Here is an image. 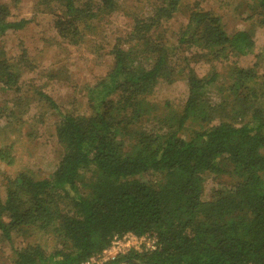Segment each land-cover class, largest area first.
Here are the masks:
<instances>
[{
    "label": "trees",
    "instance_id": "16d2710c",
    "mask_svg": "<svg viewBox=\"0 0 264 264\" xmlns=\"http://www.w3.org/2000/svg\"><path fill=\"white\" fill-rule=\"evenodd\" d=\"M183 1L165 0L134 21L127 39L116 40L110 71L88 89L89 115L60 113L56 137L64 154L52 175L22 172L6 180L2 237L35 231L58 239L51 252L47 244L26 241L13 264H82L126 234L154 239L156 248L105 264H264V75L258 61L239 66L256 42L248 31L228 34L218 16L200 7L176 42L163 39L158 31ZM255 1L264 18V0ZM52 2L62 10L57 34L73 46L90 37L93 20L117 8L116 0H87L83 7L76 0ZM27 24L10 20L9 8L0 6V39ZM257 57L264 58V48ZM200 63L212 71L201 75L194 68ZM17 65L0 59L7 88L18 83ZM181 79L187 86L182 111L159 131H146L144 121L155 111L149 97ZM0 162L16 163L12 145L0 149ZM206 174H231L234 185L206 201Z\"/></svg>",
    "mask_w": 264,
    "mask_h": 264
},
{
    "label": "rangeland",
    "instance_id": "374dc122",
    "mask_svg": "<svg viewBox=\"0 0 264 264\" xmlns=\"http://www.w3.org/2000/svg\"><path fill=\"white\" fill-rule=\"evenodd\" d=\"M165 0H116L113 13L90 25V37L78 46L64 42L55 28L56 15L62 10L50 0H0V6L9 8L10 20H29L23 30L7 33L0 39V59L17 65L18 83L7 88L0 82V149L12 145L16 163L7 167L0 162V195L5 198L6 180L26 172L35 179L49 178L56 170L64 147L56 137L60 113L89 115L88 89L99 81L113 64L112 50L117 39H127L134 27V21L153 14V8ZM53 3V4H51ZM77 6L87 5V0H76ZM255 0H185L179 11L163 24L158 35L176 42V33L186 24L190 12L202 8L215 14L221 20L228 34L248 31L254 36L256 47L252 56L242 58L241 67H251L258 61V71L264 75V58L257 55L264 48L263 16ZM264 14V12H261ZM92 19V18H91ZM125 42L123 47H128ZM23 51L26 56L23 58ZM201 75L212 71L207 64L195 65ZM224 75L219 83L228 81L226 68H220ZM44 96L50 97L57 106L51 107ZM187 98L184 80L174 84H161L149 102L155 111L144 121L146 131H159L174 114L180 113ZM210 99L219 103V96L212 91ZM167 127V126H166ZM193 126H190L191 130ZM203 199H211L213 192L234 185L231 174H206ZM60 209L68 212L67 204ZM28 234V233H27ZM55 236L33 232L32 235H14L11 241L0 234V264H13L15 251L26 241L47 244L49 252L56 247ZM58 246V245H57Z\"/></svg>",
    "mask_w": 264,
    "mask_h": 264
},
{
    "label": "built area",
    "instance_id": "2783aa9c",
    "mask_svg": "<svg viewBox=\"0 0 264 264\" xmlns=\"http://www.w3.org/2000/svg\"><path fill=\"white\" fill-rule=\"evenodd\" d=\"M156 248V241L148 237H138L133 234L115 236L111 245L102 254L92 257L82 264H105L130 252H146Z\"/></svg>",
    "mask_w": 264,
    "mask_h": 264
}]
</instances>
